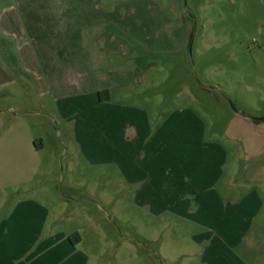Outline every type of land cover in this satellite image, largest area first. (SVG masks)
Here are the masks:
<instances>
[{"label": "rangeland", "instance_id": "obj_1", "mask_svg": "<svg viewBox=\"0 0 264 264\" xmlns=\"http://www.w3.org/2000/svg\"><path fill=\"white\" fill-rule=\"evenodd\" d=\"M10 1L0 0V9ZM171 4L194 28L188 46L139 52L147 80L116 90L107 101L146 109L152 134L164 124L197 122L204 144L224 150V179L234 169L239 178L258 167L253 185L263 192L264 161L250 158L246 141L264 139V0H168L166 6ZM1 44L0 60L8 53ZM27 86L23 93L22 83L0 81V264H67L75 258L53 247L75 232L84 239L78 249L92 257L87 264H264V217L228 242L205 209L189 217L157 212L144 200L163 196L168 203L172 195L139 194L140 181L132 184L126 172L131 145L125 139L109 144L102 127L108 116L97 114L98 105L64 117L54 101L39 97L34 83ZM170 150L164 163L176 160ZM114 155L118 161L110 159ZM199 166L181 165L179 173L191 176ZM168 173L173 180L177 169ZM182 198L191 203L194 197Z\"/></svg>", "mask_w": 264, "mask_h": 264}, {"label": "crops", "instance_id": "obj_2", "mask_svg": "<svg viewBox=\"0 0 264 264\" xmlns=\"http://www.w3.org/2000/svg\"><path fill=\"white\" fill-rule=\"evenodd\" d=\"M166 4L168 0H12L0 9L1 48L8 52L0 60V81L22 83L23 93L27 84L34 83L39 97L54 101L64 117L72 110L75 113L98 105L94 108L97 114L108 116L102 127L108 129L109 144L125 139L131 145L126 172L132 184L140 181L139 194L172 195L168 203L161 196L144 200L146 204L157 212L171 210L186 217L205 209L219 222L220 236L236 241L249 233L256 219L264 217V191L260 184L253 185V180L260 178V169L238 178L237 168L225 180L224 150L220 145L204 144L202 125L189 118L187 124H164L152 134L146 109L113 106L98 95L107 89L112 100L116 90L139 87L147 80L137 64L142 50L182 51L188 46L192 24L177 5ZM132 91L135 96L142 94L141 90ZM95 121L100 122V118ZM118 127L130 133L119 135L114 131ZM79 138L85 146H93L94 142ZM36 139L32 140L38 149ZM259 140L248 139L246 143L250 158L264 161V139ZM168 146L176 160L164 163ZM110 159L119 160L115 155ZM187 164H200L199 171L191 176L179 173L181 165ZM175 169L176 178L171 180L167 172ZM247 189L250 193L245 195ZM188 195L194 197L191 203L182 198ZM70 235L58 238L53 249L75 258L67 264H87L92 257L78 249L83 237L74 244Z\"/></svg>", "mask_w": 264, "mask_h": 264}, {"label": "trees", "instance_id": "obj_3", "mask_svg": "<svg viewBox=\"0 0 264 264\" xmlns=\"http://www.w3.org/2000/svg\"><path fill=\"white\" fill-rule=\"evenodd\" d=\"M191 37H192V34H191ZM191 37H190V39H191ZM98 95L102 101H107L110 99V91L107 89L106 90H100L98 92ZM255 121L259 122L257 119H255ZM70 240L72 243L77 244L81 241V236L78 232H75L74 234L70 235Z\"/></svg>", "mask_w": 264, "mask_h": 264}]
</instances>
